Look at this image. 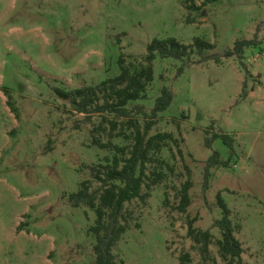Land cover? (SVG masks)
Returning <instances> with one entry per match:
<instances>
[{
    "label": "rangeland",
    "instance_id": "1",
    "mask_svg": "<svg viewBox=\"0 0 264 264\" xmlns=\"http://www.w3.org/2000/svg\"><path fill=\"white\" fill-rule=\"evenodd\" d=\"M167 37H201L215 45L204 55L219 62L157 56L145 97L128 104L142 128L153 122L149 135L177 142L167 140L150 164L163 176L145 201L127 204L131 227L113 248L117 264H180L186 253L189 264H239L215 243L217 194L231 210L240 264H264V0H0V264H96L95 211L72 207L68 196L115 154L93 139L127 146L133 132L119 125L112 132L123 133L110 137L103 115L113 114L79 113L54 88L98 85L119 74L120 56L140 68L147 45ZM242 39L256 44L224 57ZM164 86L172 101L152 118ZM215 151L226 163L206 177ZM188 178L191 203L180 212ZM190 219L213 234L205 256L188 235Z\"/></svg>",
    "mask_w": 264,
    "mask_h": 264
},
{
    "label": "trees",
    "instance_id": "2",
    "mask_svg": "<svg viewBox=\"0 0 264 264\" xmlns=\"http://www.w3.org/2000/svg\"><path fill=\"white\" fill-rule=\"evenodd\" d=\"M217 0H203V5ZM200 9L198 6H193ZM256 44L252 39L236 40L231 49L224 52V57H242L244 49ZM215 45L201 37H195L192 43L185 44L174 37L163 39L155 38L146 47L145 64L133 69L123 56L118 59L119 74L107 78L95 86H84L72 90H64L55 87L54 92L62 99L68 100L72 107L79 113L89 114L97 112L113 114V118L103 115V119L109 123V136L113 137L123 133L112 131L119 125L123 128H131L133 132L132 142L127 146H118L111 141L101 142L93 139L94 145L101 148H112L115 151L112 159L104 164H98L91 168L90 178L81 182L80 188L68 196L72 207L87 206L95 211L96 219L89 231L95 237L93 252L96 264H117L113 252L114 246L126 233L131 225L128 218L127 204L133 200L145 201L150 189L159 183L163 173L160 170H150V164L155 162L156 155L167 140L177 142L171 133L159 132L149 135L152 121L142 128L137 120L131 118L130 109L127 107L131 101L143 99L148 86L153 81V63L157 56L185 60L194 54H199L204 60L213 59L219 62L217 54H205ZM245 90H242L244 95ZM5 94L10 97L9 92ZM172 91L164 86L160 95L156 98L150 116L153 118L159 112L165 111L172 101ZM123 118L124 120H120ZM127 123L126 125H124ZM221 138L227 146H232V139L223 133H214L213 139ZM217 151L210 156L205 168L208 176L209 168L225 164ZM192 182L188 178L178 189V210L186 212L191 203L190 189ZM217 204L221 209V217L215 221L220 230V238L215 240L222 258L229 263L241 262L243 248L241 242L235 236V230L231 220V210L226 201L217 194ZM188 235L199 245L202 255H207L209 245L213 243V234L209 230H202L194 226L192 219L188 220ZM188 253L180 257V264H189Z\"/></svg>",
    "mask_w": 264,
    "mask_h": 264
}]
</instances>
